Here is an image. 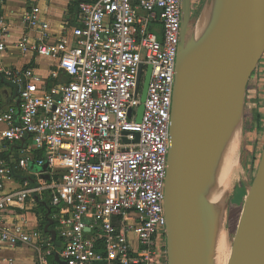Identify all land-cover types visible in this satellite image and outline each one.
I'll list each match as a JSON object with an SVG mask.
<instances>
[{
  "label": "built area",
  "instance_id": "built-area-1",
  "mask_svg": "<svg viewBox=\"0 0 264 264\" xmlns=\"http://www.w3.org/2000/svg\"><path fill=\"white\" fill-rule=\"evenodd\" d=\"M30 1L22 19L37 36L24 35L18 47L53 65L47 77L32 66H5L1 35L9 24L0 17V75L19 102L0 112V251L32 244L31 264H51L57 252L67 264H169L165 182L182 0H80V24L53 40L38 0ZM18 172L35 175L34 183L8 190ZM46 192L60 251L24 219L7 221L12 207L24 209Z\"/></svg>",
  "mask_w": 264,
  "mask_h": 264
},
{
  "label": "water",
  "instance_id": "water-1",
  "mask_svg": "<svg viewBox=\"0 0 264 264\" xmlns=\"http://www.w3.org/2000/svg\"><path fill=\"white\" fill-rule=\"evenodd\" d=\"M182 9L165 182L168 263L214 264L219 144L232 121L243 114L249 80L264 55V0H215L196 32L191 0H182ZM151 72L149 66L142 102ZM143 110L141 104L137 120ZM47 217L45 229L54 222ZM55 259L67 264L58 254ZM228 264H264V145Z\"/></svg>",
  "mask_w": 264,
  "mask_h": 264
},
{
  "label": "crops",
  "instance_id": "crops-1",
  "mask_svg": "<svg viewBox=\"0 0 264 264\" xmlns=\"http://www.w3.org/2000/svg\"><path fill=\"white\" fill-rule=\"evenodd\" d=\"M32 4L33 1L30 0H3V4L0 7V17H4L9 24L8 32L1 35L6 43V51L2 57L3 64L13 68L32 66L37 73L47 77L53 65V60L42 56H36L32 53L24 54L18 47V41L21 40L24 35H28L30 40H33L37 36L36 31L29 30L25 27L22 19L24 12L27 11ZM37 4L41 8V18L49 23V31L52 36L51 40L63 34L65 28L70 29L80 24L78 17V0H38ZM43 69L46 70V73L42 71ZM0 78L3 82L0 86V112H2L10 106H18L19 102L15 90L4 81L1 75ZM3 126L4 125L0 123V127ZM21 144V142L14 143L12 147H10L9 156L12 158L19 157L22 148ZM36 171L45 172L46 170L44 168H37ZM19 173L23 174V172H18L17 174ZM24 175L26 179L29 180L30 184L34 183L35 175ZM25 180L21 181L19 177L16 176L15 180L8 183L7 189L21 188L25 186ZM44 196L40 198L43 199ZM22 219L26 221V227L29 230H41L47 233L46 229L43 230L40 228L41 219L37 214V196L34 199L28 200L24 209L12 207L9 210L7 218L9 225H13ZM30 221H33V223L30 224ZM51 231H55L56 234H52ZM47 235H50L56 241L57 250L60 251L63 241L58 234L57 224L55 227L49 228ZM56 254H58V252ZM6 257L15 258L16 262L19 264H31L36 258V253L32 244H20L16 247L3 248L0 251V264H7L4 261Z\"/></svg>",
  "mask_w": 264,
  "mask_h": 264
},
{
  "label": "rangeland",
  "instance_id": "rangeland-1",
  "mask_svg": "<svg viewBox=\"0 0 264 264\" xmlns=\"http://www.w3.org/2000/svg\"><path fill=\"white\" fill-rule=\"evenodd\" d=\"M191 3L195 23L204 0H191ZM42 71L46 73L45 69ZM240 115L243 121L239 157L240 176H234L233 184L229 187L230 197L227 201L226 228L231 246L233 245L244 200L254 180L264 145V126H262V122H264V56L249 80L248 96L243 114L240 113ZM31 223L33 221H30Z\"/></svg>",
  "mask_w": 264,
  "mask_h": 264
},
{
  "label": "bare ground",
  "instance_id": "bare-ground-1",
  "mask_svg": "<svg viewBox=\"0 0 264 264\" xmlns=\"http://www.w3.org/2000/svg\"><path fill=\"white\" fill-rule=\"evenodd\" d=\"M214 6L215 0H204L202 8L199 9L198 12L195 32L198 31L208 19ZM242 123V116L238 114L219 144L221 149V166L216 194L218 213L213 228L214 264H228L232 251L226 228L228 211L227 201L228 197H230L229 187L233 184L234 176H240L239 157L242 142Z\"/></svg>",
  "mask_w": 264,
  "mask_h": 264
},
{
  "label": "trees",
  "instance_id": "trees-1",
  "mask_svg": "<svg viewBox=\"0 0 264 264\" xmlns=\"http://www.w3.org/2000/svg\"><path fill=\"white\" fill-rule=\"evenodd\" d=\"M79 1L80 0H78V3H79ZM1 84H3V82L1 81V78H0V86H1ZM16 176L19 177V179L21 181H24L26 179V176L24 175V173L23 174L22 173L21 174L20 173L16 174ZM54 211H55V208H54V206H52V204L50 202V198H49V193L48 192L45 193V196H44L43 199H41L40 197H37V214H38V216L41 219V223H40V228L41 229H43V230L45 229V226L48 223V219H47L48 217L47 216L49 215L50 217H52ZM55 225H56V222L54 221V223L51 224L49 226V228H53V227H55ZM49 228L46 229L47 233L49 232ZM50 263L51 264H60L55 259L54 256L50 258Z\"/></svg>",
  "mask_w": 264,
  "mask_h": 264
},
{
  "label": "flooded vegetation",
  "instance_id": "flooded-vegetation-1",
  "mask_svg": "<svg viewBox=\"0 0 264 264\" xmlns=\"http://www.w3.org/2000/svg\"><path fill=\"white\" fill-rule=\"evenodd\" d=\"M192 12H193V7H192ZM194 17H193V14H192V18H191V20H192V23L194 22V19H193Z\"/></svg>",
  "mask_w": 264,
  "mask_h": 264
}]
</instances>
